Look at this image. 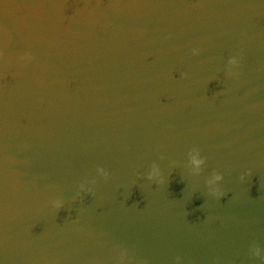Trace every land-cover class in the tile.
Here are the masks:
<instances>
[{"label": "clouds", "instance_id": "9594fccd", "mask_svg": "<svg viewBox=\"0 0 264 264\" xmlns=\"http://www.w3.org/2000/svg\"><path fill=\"white\" fill-rule=\"evenodd\" d=\"M197 163H199V161H197ZM217 178H219V177H217ZM243 178V177H242ZM161 183H163V181L161 182ZM224 195V193L221 191V190H218V192H217V198H220V197H222ZM60 206L58 205V208H59Z\"/></svg>", "mask_w": 264, "mask_h": 264}]
</instances>
